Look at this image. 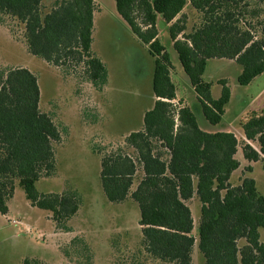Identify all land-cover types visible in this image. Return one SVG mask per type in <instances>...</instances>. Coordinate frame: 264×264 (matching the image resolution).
<instances>
[{"label":"trees","instance_id":"16d2710c","mask_svg":"<svg viewBox=\"0 0 264 264\" xmlns=\"http://www.w3.org/2000/svg\"><path fill=\"white\" fill-rule=\"evenodd\" d=\"M113 2L118 18L152 58L154 100L142 116L141 129L116 145L92 144L91 151L99 157L106 200L137 205L136 256L153 264H192L197 242L204 264H264V197L252 178L230 183L241 165L239 150L246 172L251 163H260L264 172V108L244 117L240 138L234 132L207 131L197 119L200 114L209 126L219 125L230 100L225 79L215 82L216 98L213 83L203 79L210 60L238 65L240 86L264 71V0ZM98 10L95 0H0V25L20 29L30 56L102 92L107 69L91 50ZM159 21L193 90L196 109L175 102L173 67L159 41ZM39 102L35 73L0 67V214H7L18 184L31 206L49 212L58 230L71 232L68 222L83 204L77 188L45 194L35 189L38 180L55 176V148L68 132L53 113L40 111ZM193 199L200 204L196 237L188 205ZM68 247L83 257L74 264H93L94 251L84 237L74 236L62 248L69 259Z\"/></svg>","mask_w":264,"mask_h":264},{"label":"rangeland","instance_id":"374dc122","mask_svg":"<svg viewBox=\"0 0 264 264\" xmlns=\"http://www.w3.org/2000/svg\"><path fill=\"white\" fill-rule=\"evenodd\" d=\"M95 1L99 10L93 16L91 50L107 69L108 80L102 92L30 56L20 39V29L0 25V67H25L35 73L40 89V111L53 113L55 122L68 129L55 148V176L38 180L35 189L38 193H59L68 186L77 188L83 197L80 210L68 222L71 232H63L54 226L50 213L31 206L21 187L15 184L13 197L7 202L8 212L5 216L0 214V264H24L27 259L28 264L83 261L70 247L67 248L69 259L61 252L74 236L84 237L93 249V264H153L136 256L140 240L137 205L131 200L122 204L106 200L99 182V157L91 151L92 144L116 145L130 132L141 129L142 116L154 100L152 59L147 48L118 18L113 0ZM157 29L173 67L176 98L196 109L198 104L191 98L162 21ZM238 71V65L226 60L214 59L207 63L203 79L213 83V98L219 95V86L214 82L218 78L227 81L231 97L219 125L211 127L197 114L203 129L238 132L244 117L264 108V71L245 86L236 82ZM236 158L241 165L230 183L235 185L245 176L252 178L264 197V172L260 163H251L248 173L245 171L248 164L243 161L240 150ZM188 205L194 221L192 235L196 237L200 204L193 199ZM192 264H204L197 242L193 246Z\"/></svg>","mask_w":264,"mask_h":264},{"label":"crops","instance_id":"0c3cea01","mask_svg":"<svg viewBox=\"0 0 264 264\" xmlns=\"http://www.w3.org/2000/svg\"><path fill=\"white\" fill-rule=\"evenodd\" d=\"M149 56H150V55H149ZM150 58H151V57H150ZM151 59H152V58H151ZM226 61L231 62V63H234L233 61H229V60H226ZM238 73H239V71H238ZM151 75H152V72H151ZM237 75H238V74H237ZM236 77H237V76H236ZM220 79H221V78L215 79L214 82H216V81H218V80H220ZM186 85H187V84H186ZM187 86H188V85H187ZM188 88H189V91H190V94H191V98L193 97V98H194V101H195V96H194V94H193V90H192L189 86H188ZM211 91H212V88H211ZM230 97H231V94H230ZM180 100H181V99H180ZM180 100H179V101H180ZM191 100H192V99H191ZM177 101H178V99L176 98L175 102H177ZM182 102H184V100L181 101V103H182ZM182 105H185V104L182 103ZM260 110H262V109H259V110L255 111V112H259ZM226 127H227V126H226ZM207 131H208V130H207ZM209 131H210V132H218V131H222V132H223V131H224V132H228V131H229V132H232V131H230V130H228V129H223V130H214V129H213V130H209ZM233 132L235 133V135H239L240 137H242L240 131H238V132H237V131H236V132L233 131Z\"/></svg>","mask_w":264,"mask_h":264}]
</instances>
